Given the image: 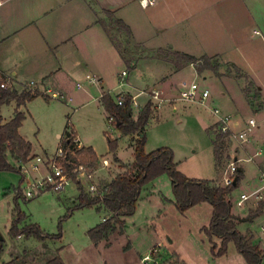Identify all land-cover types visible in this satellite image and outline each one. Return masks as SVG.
I'll list each match as a JSON object with an SVG mask.
<instances>
[{"label": "crops", "instance_id": "crops-1", "mask_svg": "<svg viewBox=\"0 0 264 264\" xmlns=\"http://www.w3.org/2000/svg\"><path fill=\"white\" fill-rule=\"evenodd\" d=\"M139 1L0 0V76L8 78L18 93L33 88L48 98L37 97L33 101L51 103L57 100L51 99V95H61L60 100L73 103L72 90L81 91L87 104H98L106 120L108 115L101 106V96L107 94L113 101L119 96H127L131 98L135 119L139 110L151 100L153 93H158L163 103L171 106L170 101L177 98L178 92L186 84L179 76L188 69L190 76L203 80L209 78L213 82L211 91L199 88L209 92L208 98L216 105L215 108L223 115L231 116L230 126L233 130L241 128L243 122L251 117L259 122V126H263L264 0H153V4L147 7H142ZM109 17L112 21L122 22L129 29L130 35L116 30L115 33L109 31L106 24ZM176 54L217 60V66L220 65L221 69L228 68L239 75L225 76L224 72H218V76L210 73L199 75L191 64H182V67L177 68ZM122 72L126 73L124 77H121ZM87 74L101 79L102 83L91 85L81 82ZM116 78L119 83L111 85ZM77 83H80L79 87ZM84 84L88 86L84 88ZM139 99H142L141 105L137 103ZM33 101L19 109H16L14 102L3 105L10 107L12 113L3 117L2 106V123L9 122L15 111L23 113L26 119L29 116L27 106ZM67 119L81 146L91 148L98 159L108 158L109 154L119 167L130 164L121 162L116 151L98 155L91 144L82 142L68 116L63 133L60 134L58 130L55 132L57 149ZM153 119L150 117L149 122ZM216 121L214 117L207 124V129ZM21 126L18 129L19 135L30 143L21 135ZM122 136L128 138V148L133 151L137 137ZM30 145L31 157L38 155L32 143ZM39 154L49 157L43 149ZM235 159L237 168L242 170V179L238 184H242L244 189L241 194L258 191L264 196V181H261L264 177V139L258 134L253 135ZM161 177L149 185L152 186ZM201 205L204 204L194 206L186 214ZM102 213L104 217L101 222L110 217L107 212ZM231 213L239 220L248 219L243 211L234 212L231 209ZM258 218L236 221V229L249 241L258 234L254 224ZM113 235L107 242L102 241L96 246L89 240L88 246L108 248ZM13 239L21 240V237ZM128 243L129 249H134ZM229 244L227 253L219 258L211 256L208 244L209 252L203 257L198 255V261L200 264H246L234 245L229 248ZM150 251L151 247H148L142 255L135 252L138 258L135 257L131 264H141V258ZM1 253L3 247L0 251V264L12 260L16 264L30 263L28 259L11 254L7 260H2ZM56 256L68 264L59 252L38 261L37 257L32 258L33 264H46ZM83 262V259H79L78 263Z\"/></svg>", "mask_w": 264, "mask_h": 264}, {"label": "rangeland", "instance_id": "rangeland-1", "mask_svg": "<svg viewBox=\"0 0 264 264\" xmlns=\"http://www.w3.org/2000/svg\"><path fill=\"white\" fill-rule=\"evenodd\" d=\"M109 19L106 21L109 31L118 32L114 21L111 20V17ZM210 64L218 65V61L210 60ZM217 71L224 72L225 76L239 75L238 72L230 71L228 68L221 69L220 65L217 66ZM207 73L213 75L209 71H204L200 75ZM179 77L185 80L186 86L192 81L196 82L200 88L210 91L214 86L209 78L203 80L190 76L188 69L183 71ZM118 83L119 79L116 78L113 79L111 85ZM84 85H86L84 88L88 86ZM30 89L32 88H28L27 91ZM34 91L39 92L36 89L32 92ZM72 91L73 103L60 99L51 103L32 100L29 107L27 106L29 116L23 121L20 132L26 140L32 143L34 152L38 155L22 164L24 169L23 171L21 168L22 184H20L19 174L0 172V237L2 238L0 249L3 247L2 260H7L10 254L19 255L21 259H28L30 260L29 264H33L32 258L37 257L36 261H38L59 252L68 264H79V259H83L84 264H131L135 257L138 258L135 252L142 255L148 247H151V250L159 247L158 252L152 256L157 260L156 264H200L198 255L203 257L205 253L209 252V243L199 230L208 226L211 207L203 203L204 205L194 208L187 214V211L180 214L174 205L170 181L165 175L152 186H146L142 190L134 214L125 220V235L114 234L108 248L88 246L87 231L102 221L104 213H97L94 209H80L74 211L69 218H64L67 209L72 207L76 200L77 185L72 181L69 186L56 194L57 192L51 191L49 186L47 187L44 183H46L47 174L50 172L48 163L54 159L53 155L57 150L58 139L55 137V132L58 130L60 134L63 133L66 116L69 117L71 126L77 131L82 142L91 144L98 155H107L109 152L107 143L109 138L116 140V154L121 162L132 163L134 160L133 151L128 148V138L123 137L115 130V127L108 124L105 113L98 104L95 102L87 104L83 92ZM149 102L155 105V101L152 99ZM181 102L178 92L177 98L170 101L171 106L163 103L159 108L152 109L151 117L154 119L146 127L144 151L150 153L153 150L167 147L172 150L177 169L183 175L192 179L214 181L216 185L224 186L223 179L230 174L228 168L230 162L247 144L238 147L232 141L224 140L219 167H216L212 146L216 134L214 130L210 129L211 126L208 128L209 132L206 127L215 117L212 111L216 105L211 103L210 98L204 101L205 105ZM137 103L141 105L142 99L137 100ZM11 113L10 107H2L3 117L11 115ZM70 132L76 138L71 127ZM255 134L264 139V126H257L252 130L250 136ZM42 149L49 157H53L49 158L39 154ZM107 156L108 158L98 159L92 167L79 170L77 177L86 194L91 186L98 188L109 182L114 175L122 172V169L112 161L109 154ZM36 158H40L41 163H37ZM104 160L107 161V166L103 164ZM15 166L17 167V164ZM235 167L237 168V164ZM37 183H43L44 186L36 192L34 186H37ZM47 184L49 185V182ZM19 186L22 197L18 200V206L26 216L19 228L28 224H37L45 234L54 235L58 233L60 225L61 239L38 240L22 236L21 240H17L8 236V229L13 217L15 189ZM243 190L242 184L234 190L231 209L234 212L243 211L245 217H248L257 210L252 205V199L245 203L241 209L235 205ZM27 191H31L34 196L27 198L25 195ZM258 216L259 218L254 220L258 234L254 236L253 240L248 241L252 245L260 247L262 251L259 231V227L264 223L262 208L259 210ZM128 241L134 249H125ZM229 248H232V244H229ZM148 264L155 263L149 262ZM262 264H264V259Z\"/></svg>", "mask_w": 264, "mask_h": 264}, {"label": "trees", "instance_id": "trees-1", "mask_svg": "<svg viewBox=\"0 0 264 264\" xmlns=\"http://www.w3.org/2000/svg\"><path fill=\"white\" fill-rule=\"evenodd\" d=\"M114 24L119 32L130 35L129 29L122 22L114 21ZM176 58L175 65L177 68L182 67V64H191L199 75L204 71H209L218 76L217 65H211L210 59L206 57L196 59L188 55L176 54ZM1 79L4 77L1 76ZM37 97L48 100L46 96L37 91L26 90L18 93L13 87L10 89L0 88V108L14 102L16 109H19ZM100 103L108 117L113 118L114 127L118 132L124 136L136 135L138 137L133 143L134 160L130 164L121 165L122 172L117 173L109 182L98 187L95 194H86L80 183L75 182L72 171L77 166L92 167L98 158L91 148H82L74 154L71 153L73 147L68 141L72 135L68 134L70 126L67 119L66 129L62 136H65L68 141L59 142L58 149L64 152V158H58L57 162L63 168L64 173L77 185L78 195L73 206L67 209L64 218H69L74 211L80 209H94L97 213L107 212L110 215L108 219L87 231V237L94 246L102 241L107 242L111 235L115 233L123 235L125 233V220L134 214L142 190L155 179L165 175L170 181L174 205L180 214H184L199 204L206 203L211 206L212 213L209 224L203 227L201 232L210 245V253L213 258L224 256L227 253L228 244L232 243L246 264H261L264 257L263 252L258 246L249 243L247 238L236 229V221L244 222L256 218L262 204L258 205L257 210L248 216V219L239 220L231 213L232 193L242 179V170L236 168L234 172V176L238 177L236 187L231 184L224 187L216 185L214 181L188 178L177 169L171 149L162 147L148 154L144 151L145 128L153 109L151 102L139 110L135 119L132 115L130 97H123L122 105L118 106L109 95L103 94ZM24 119V114L18 111H15L14 117L5 124L2 123L0 117V172L19 174L21 177L20 184L23 183L20 166L32 158L30 143L26 142L18 133ZM223 138V135L217 134L215 140L212 141L216 167H219ZM107 143L109 152L114 153L117 148L116 140L108 138ZM21 197L22 192L19 186L15 189L13 217L8 229V236L10 238L33 237L38 240L61 239L60 225L58 226V233L54 235L45 234L37 224H28L19 228L26 219L25 214L20 211L18 206V200ZM125 249H129V243ZM3 264H16V262L12 260ZM46 264L64 263L59 256H56Z\"/></svg>", "mask_w": 264, "mask_h": 264}, {"label": "built area", "instance_id": "built-area-1", "mask_svg": "<svg viewBox=\"0 0 264 264\" xmlns=\"http://www.w3.org/2000/svg\"><path fill=\"white\" fill-rule=\"evenodd\" d=\"M139 2L142 7H147L148 5H152L154 1L153 0H140ZM125 75H126L125 72L121 73V77H124ZM9 82L10 81L8 78L4 77V79H1V76H0V88L1 89L12 88ZM81 82H85L91 85H100L102 83L101 79L93 75H90V74L85 75L83 79L81 80ZM77 86L79 87L80 83H77ZM33 90H34L33 88L30 89V91H33ZM46 93H48V91ZM208 97H209V92L207 90H201L196 83H191L188 86L184 84L181 91L179 92L180 100L184 102H188V103L203 104L204 101L208 99ZM50 98L58 100V99H61L62 97L61 95H51ZM151 99L155 101V105L151 103L152 108L154 109L159 108L163 104V100L159 98L158 93H153V95L151 96ZM115 103L118 106H121L123 103V96H119L116 99ZM212 113L217 118V121L211 126L212 130L215 131V134L223 135L224 140L232 141V143L236 144L238 147H242L245 144H248L251 139L250 133L252 132L253 129L259 126V122L254 117H251L243 122L241 128H239L238 130H233L230 126L231 121H232L231 116L223 115L221 111L217 108H214ZM107 122L110 126L114 127V120L112 117H108ZM262 124L264 126V121L262 122ZM68 134H71L70 129L68 130ZM63 140H67V138L65 136L59 137V142ZM68 143L71 144V146L73 147V151L71 152L72 154L82 149L79 139L77 137L76 138L73 137V135L71 136V139L68 141ZM33 158L34 157L32 156V158H30L28 161H30ZM58 158L60 159L64 158V152L61 149H57L54 159H52L51 162L49 161L48 167L50 169V172H48L46 183H44L47 185V187L49 186L48 188L51 191L57 192L56 194H59L58 192L64 190V188L69 186V183L72 182V179L69 178V176L64 173L63 168L58 164L57 162ZM35 161L37 163H41L40 158H36ZM236 162L237 160L234 157V159L230 162L228 166L230 170V174L223 179L224 187L232 183L234 172L236 170V167H235ZM103 164L107 166V161L104 160ZM21 168H22V164L20 166V170ZM35 169L36 167L34 168V170ZM80 169H87V167L77 166V168H75L72 171L73 177L75 176L74 180H77V182L79 183H80V179H78L77 174L79 173ZM22 170L24 171L23 168ZM261 181H264V177L261 178ZM47 182H49V185L47 184ZM44 184L37 183V186H34V190H36L37 192V190L39 188H42ZM96 190H97L96 187L91 186L88 193L93 195L96 193ZM25 195L27 198H32L34 196L31 191H27ZM250 199H252V203L255 208H258V205L262 204V209L264 211V196L258 191L251 193V194H241L239 198L236 200L235 205L236 207L241 209L245 203L250 201ZM259 231H260V236H261L260 245H261L262 252L264 254V223L259 227ZM158 250H159V247H156L155 249L153 248L146 256L141 258L140 263L148 264L149 262H153L156 264L157 260L153 258L152 256H154L153 254H156Z\"/></svg>", "mask_w": 264, "mask_h": 264}, {"label": "water", "instance_id": "water-1", "mask_svg": "<svg viewBox=\"0 0 264 264\" xmlns=\"http://www.w3.org/2000/svg\"><path fill=\"white\" fill-rule=\"evenodd\" d=\"M141 136H142V135H141ZM237 181H238V177H237V176H234L231 185H232L233 187H236V185H237ZM1 241H2V238L0 237V242H1Z\"/></svg>", "mask_w": 264, "mask_h": 264}]
</instances>
